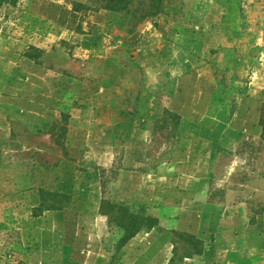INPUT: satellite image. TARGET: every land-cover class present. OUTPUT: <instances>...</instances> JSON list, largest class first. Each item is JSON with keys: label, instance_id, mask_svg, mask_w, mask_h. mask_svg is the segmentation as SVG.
<instances>
[{"label": "rangeland", "instance_id": "obj_1", "mask_svg": "<svg viewBox=\"0 0 264 264\" xmlns=\"http://www.w3.org/2000/svg\"><path fill=\"white\" fill-rule=\"evenodd\" d=\"M0 264H264V0L2 6Z\"/></svg>", "mask_w": 264, "mask_h": 264}, {"label": "trees", "instance_id": "obj_2", "mask_svg": "<svg viewBox=\"0 0 264 264\" xmlns=\"http://www.w3.org/2000/svg\"><path fill=\"white\" fill-rule=\"evenodd\" d=\"M93 4L94 8H107L116 11L127 10L132 0H87ZM158 1V0H156ZM16 0H0V8L4 5H14ZM90 9V5H85ZM48 208L55 207L54 204L46 206ZM102 211L108 217L109 223H113L121 232L120 243H124L129 238L137 234L142 228H150L154 224V218L146 216L139 212H133L129 208L117 207L111 202L103 201L101 204ZM198 240L195 241V243ZM199 253V252H196Z\"/></svg>", "mask_w": 264, "mask_h": 264}]
</instances>
